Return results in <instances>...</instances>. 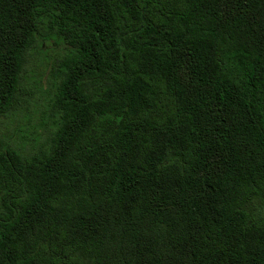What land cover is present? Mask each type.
Returning a JSON list of instances; mask_svg holds the SVG:
<instances>
[{
	"label": "trees",
	"instance_id": "16d2710c",
	"mask_svg": "<svg viewBox=\"0 0 264 264\" xmlns=\"http://www.w3.org/2000/svg\"><path fill=\"white\" fill-rule=\"evenodd\" d=\"M50 47L0 264H264V0H0V120Z\"/></svg>",
	"mask_w": 264,
	"mask_h": 264
},
{
	"label": "rangeland",
	"instance_id": "374dc122",
	"mask_svg": "<svg viewBox=\"0 0 264 264\" xmlns=\"http://www.w3.org/2000/svg\"><path fill=\"white\" fill-rule=\"evenodd\" d=\"M50 47L42 51L41 56L30 68V80L33 83V97L24 109L10 119L0 120V139L9 138L19 143H28L34 134L43 133L47 127L53 125L49 116V103L51 99L48 86L51 55L57 51ZM55 50V51H54Z\"/></svg>",
	"mask_w": 264,
	"mask_h": 264
}]
</instances>
